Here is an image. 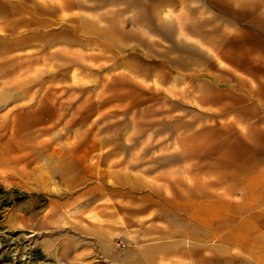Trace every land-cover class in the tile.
Segmentation results:
<instances>
[{"label": "rangeland", "instance_id": "374dc122", "mask_svg": "<svg viewBox=\"0 0 264 264\" xmlns=\"http://www.w3.org/2000/svg\"><path fill=\"white\" fill-rule=\"evenodd\" d=\"M63 4L0 0V264H147L161 230L264 264L261 149L199 81L214 11L260 25L264 0Z\"/></svg>", "mask_w": 264, "mask_h": 264}, {"label": "crops", "instance_id": "0c3cea01", "mask_svg": "<svg viewBox=\"0 0 264 264\" xmlns=\"http://www.w3.org/2000/svg\"><path fill=\"white\" fill-rule=\"evenodd\" d=\"M59 3L61 15L68 16L63 0ZM214 12L215 27L225 30L227 36L221 45L215 42V61L211 69L200 68L199 81L206 86L214 83L216 111L229 118L232 126L246 129L247 137L253 140L251 144L260 147L257 160L261 164L254 176L264 177V23L242 20L235 11ZM259 192L264 193V187ZM248 201L254 208L251 198ZM169 232L154 231L153 235L161 237L142 242L135 249L141 263L191 264L193 255L185 237L174 240V234Z\"/></svg>", "mask_w": 264, "mask_h": 264}, {"label": "bare ground", "instance_id": "6f19581e", "mask_svg": "<svg viewBox=\"0 0 264 264\" xmlns=\"http://www.w3.org/2000/svg\"><path fill=\"white\" fill-rule=\"evenodd\" d=\"M118 220H122L121 216H118ZM116 221V220H115ZM120 222V221H119Z\"/></svg>", "mask_w": 264, "mask_h": 264}]
</instances>
